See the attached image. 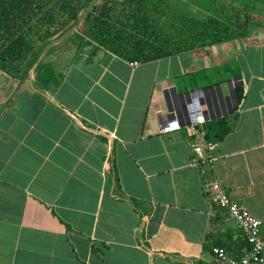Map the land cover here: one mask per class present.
Masks as SVG:
<instances>
[{
    "label": "crops",
    "instance_id": "1",
    "mask_svg": "<svg viewBox=\"0 0 264 264\" xmlns=\"http://www.w3.org/2000/svg\"><path fill=\"white\" fill-rule=\"evenodd\" d=\"M258 12L248 37L201 57L129 63L78 27L36 42L38 58L13 75L0 68V264H217L215 243L230 256L246 249L214 184L264 236V5ZM196 92L206 122L192 126ZM224 117L231 131L216 143ZM168 118L180 130L164 133Z\"/></svg>",
    "mask_w": 264,
    "mask_h": 264
},
{
    "label": "trees",
    "instance_id": "2",
    "mask_svg": "<svg viewBox=\"0 0 264 264\" xmlns=\"http://www.w3.org/2000/svg\"><path fill=\"white\" fill-rule=\"evenodd\" d=\"M260 5L264 0H0V68L13 75L31 54L38 58L36 42L45 47L78 27L84 42L129 63L201 57L214 46L248 37ZM212 77L202 79L208 88ZM235 91L241 101L243 87ZM215 131L209 138L219 143L231 131L229 118H221ZM243 246L248 248L245 241Z\"/></svg>",
    "mask_w": 264,
    "mask_h": 264
},
{
    "label": "built area",
    "instance_id": "3",
    "mask_svg": "<svg viewBox=\"0 0 264 264\" xmlns=\"http://www.w3.org/2000/svg\"><path fill=\"white\" fill-rule=\"evenodd\" d=\"M203 97L202 92H196L192 94L191 101L187 104L188 121L192 126L206 122V116L200 102ZM180 128L181 124L177 118L173 120L168 118L161 124L164 133L175 132ZM206 188L211 192L213 190V202L229 214L241 231L244 241L248 244L244 254L239 257L230 256L224 248H213L212 253L217 264H264L263 222L253 217L244 206L231 199L218 184L207 185Z\"/></svg>",
    "mask_w": 264,
    "mask_h": 264
},
{
    "label": "rangeland",
    "instance_id": "4",
    "mask_svg": "<svg viewBox=\"0 0 264 264\" xmlns=\"http://www.w3.org/2000/svg\"><path fill=\"white\" fill-rule=\"evenodd\" d=\"M189 9H191L192 7L190 6V5H186ZM194 10V9H193ZM195 11H196V9H195ZM231 64L229 63V64H227V66L229 65V67L228 68H226L225 70H224V73L225 74H227L228 75V78L229 77H231L232 78V75H234L233 73L234 72H232L231 71V68H234V67H237L238 65H235L236 63H234L235 61H234V58L232 57L231 58ZM240 61V60H239ZM241 62V61H240ZM216 69H211V70H208V73H210V75H213V74H217V72L215 71ZM221 72L223 73V70H221ZM232 73V74H231ZM237 74V73H236ZM230 78V79H231ZM187 80L188 81H191L192 80V78H190L189 77V79L187 78ZM235 85H238V83L237 84H235Z\"/></svg>",
    "mask_w": 264,
    "mask_h": 264
},
{
    "label": "water",
    "instance_id": "5",
    "mask_svg": "<svg viewBox=\"0 0 264 264\" xmlns=\"http://www.w3.org/2000/svg\"><path fill=\"white\" fill-rule=\"evenodd\" d=\"M0 110H1V106H0ZM169 119H173V118H169Z\"/></svg>",
    "mask_w": 264,
    "mask_h": 264
}]
</instances>
